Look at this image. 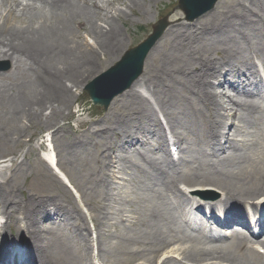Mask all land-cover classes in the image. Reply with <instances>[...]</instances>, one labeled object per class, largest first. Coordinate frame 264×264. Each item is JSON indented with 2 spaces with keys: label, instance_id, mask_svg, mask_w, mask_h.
I'll return each mask as SVG.
<instances>
[{
  "label": "bare ground",
  "instance_id": "6f19581e",
  "mask_svg": "<svg viewBox=\"0 0 264 264\" xmlns=\"http://www.w3.org/2000/svg\"><path fill=\"white\" fill-rule=\"evenodd\" d=\"M24 1L0 0V57L15 63L26 76L21 86L4 88L0 92V103L7 104L10 119L21 126L17 143L22 142V132L35 124L57 127L65 111L70 109L73 88L83 86L92 76L100 74L98 67L103 56L114 55L121 50L123 39L119 23L127 16V11L132 13L138 9L146 12L149 5L161 0H79L81 4L76 2L78 0ZM248 2L249 16L235 17L219 26H203L192 32L187 30V33H182L177 27L169 30L167 39L177 50L184 48L182 44L191 45L195 41H233V47L223 52L217 50L218 60L204 57L182 70L187 80L178 82V87L167 84L162 75L151 78L148 74L145 77V72L143 78L127 91L136 103L134 113L115 121L111 130L113 137L106 139L101 147L105 158L100 164L107 167L101 168L98 176L101 185L97 186L106 195L102 187L110 188L115 171L129 164L130 182L148 195L145 200L133 204L123 202L121 193H117L111 203L115 205L99 211V214L106 212L111 217L106 215L102 219L104 223L100 216L93 219L98 234L96 243H99L103 257H117L125 252V248L131 256L150 251L158 258L157 253L168 245L187 243L188 248L171 251L157 263L176 264L177 261L170 256L174 253L182 256L181 262L185 264L208 261L211 264H264V257L249 248L251 242L244 235L251 231L253 224L242 212L245 204H251L255 215L264 211V204H258L264 202V107L257 101V97L261 100L264 92V71L261 72L255 64L253 68L247 61L250 54L264 52V21L251 9V5H255L259 12L263 11L264 0ZM82 35L92 37L95 46L78 43L76 40ZM148 59L144 71L148 68ZM168 72L170 70L165 68L164 73ZM141 89L151 93L154 103L143 96ZM241 99L245 103L241 108L247 110L242 119L244 130H237L229 141L226 140L229 133L225 135L223 130L230 121L240 117L230 104ZM47 110L50 117H45ZM161 117L168 118L167 123H174L168 126L174 136L173 147L179 154H197L201 147H214L217 151L213 164L206 167L199 164L190 169L183 157L175 162L168 148L171 138L168 140ZM177 127L182 130L176 132ZM256 128L260 131L257 132L261 142L255 144L261 146V152L249 154L248 149L253 145L248 139L249 133L252 136L251 131ZM1 136L0 133V144ZM236 137H241V140H236ZM87 146L90 144L80 140L69 144L76 152ZM144 150L147 158L141 155ZM141 162L145 163L138 168ZM19 164L17 162L15 167ZM179 182L200 187L198 193L217 189L224 194L225 199L214 204L209 202L207 206L211 210L210 221L220 222L221 230L227 234V229L238 224L230 230L228 244L221 241L225 236L223 231L219 234L208 232L189 212L181 209L185 198L178 188ZM66 196L67 206L52 198L29 201L32 204L28 207L0 186V215H7L9 227L18 224L21 235L18 241H14L12 235L0 234V264H92L89 257H83V253V259H80L68 245L59 239L55 242L53 229L47 230L42 226L41 222L49 218L52 225L71 230L73 226L70 223L76 219L80 221L81 229L76 235L75 228L68 231L73 236L71 240L79 243L76 247L79 246V250L81 247L82 252L90 248L91 237L85 217L71 197ZM163 196L171 197L179 204L172 213L149 206L155 198L163 200ZM218 208L225 210L223 221L214 212ZM110 210H114V214ZM18 214L22 219L17 217ZM179 220L185 223L183 228ZM20 223L23 227H19ZM110 225L119 231H111ZM187 228L192 234L187 232ZM261 229L264 230V224ZM0 230H6V227ZM125 242H131L138 248H126ZM216 242L220 245L203 248L205 244ZM155 260L146 263L155 264Z\"/></svg>",
  "mask_w": 264,
  "mask_h": 264
},
{
  "label": "rangeland",
  "instance_id": "374dc122",
  "mask_svg": "<svg viewBox=\"0 0 264 264\" xmlns=\"http://www.w3.org/2000/svg\"><path fill=\"white\" fill-rule=\"evenodd\" d=\"M24 2L26 3V0ZM76 2L81 4L79 0ZM248 6H250L248 0H220L213 11L193 21L188 20L186 14L180 9L179 0H161L159 3L154 2L148 6L146 12L138 9L134 10L132 13L127 11V16L119 23V28L122 32L121 37L123 39L120 50L122 52L119 51L114 55L103 56L102 63L98 67L99 72L101 71L99 75L102 74V71H106L112 66H115L128 50L142 44L152 34L153 26L159 21L166 19L168 27L161 39L157 42L158 44H156L153 51H151L150 57L148 56L149 59L147 58L148 68L144 71V66L143 73L134 83L146 72L144 75L145 77L148 74H151V78L162 75L167 84L178 87L176 85L178 82L187 80L186 76L181 73L182 70L192 67L199 59L204 57L218 60L220 56L217 50L223 52L228 47H233L232 45L234 42L230 40L229 43L224 41V39H208L200 43L195 41L191 43V45L184 43L182 44L184 48L177 50V48L172 47L173 42L167 39L169 30L173 27H177V29L181 28L182 33H187L188 31L192 32L203 26H219L224 21L232 20L235 17L249 16ZM116 7H119V5ZM251 7L254 12L261 15L264 21V10H260L259 12L255 5H251ZM102 25L104 26V24ZM76 41L78 43L95 46V40L88 35H82L80 39ZM249 57L251 58H248L247 61L251 66L257 64L261 66L260 70L263 72L264 52H259L257 54L252 53ZM165 68L170 70V72L164 73ZM97 76H92L83 86L73 88V99L70 102V109L65 111V114H63L64 116L58 121L57 127L35 124L32 128H26L27 130L22 132L21 143H17L18 141L16 140L17 133L20 131L19 129L21 126H17V124L10 119L7 111V104L0 103V133L2 135L0 144V186L4 188L8 194L13 195L16 201L24 203L25 206L28 207L32 204V202L29 201L36 202L52 198L60 200L61 203L67 206L68 196L66 195L68 194L85 217L89 227V237H91L90 248L82 252L80 247L79 250V246L76 247L79 243H77V241L74 243L73 240H71L73 236L68 233V231H74L75 228L76 235L81 229L80 221L72 219L70 224L73 228L71 230L68 228L61 229L60 226L52 225V220L49 218L44 219L41 223L45 229H53V233L56 237V239H53L55 242L59 239L61 243L68 245L69 248L73 250L72 253L76 256H80V259L87 256L91 259L92 264H112V262L115 263L118 261L117 264H148L146 263L148 260L153 262L156 259L155 264H158L157 262H162L165 259V257H163L165 254L179 249H186L189 244L172 243L160 253H157L158 258H155V255L151 254L150 251L144 252V255H142L143 252H139L135 254V256H131L124 248L123 252H125L123 254L121 253L117 257L112 256L111 259L102 256L99 243H96L98 234L93 219L100 216L101 222H105L102 221V219L107 215L106 212L105 214H99V211L111 205L112 201L116 199L117 193H121L123 202H131L133 204L140 203L142 200H145L144 197L148 195L145 190L139 191L138 186L130 182L131 174L129 170L131 166L129 164H124L120 171H115V176L110 188L102 187L106 195L103 194V191L97 186V184L101 185L100 180H98L101 168L107 167L100 164L105 158L104 151L101 147L107 142L106 139L110 140L113 137L111 130L114 128L115 121L119 118L130 117L134 113L136 105L133 99L127 95L129 88L116 97L113 101V103L116 101L114 105L110 106L107 110L94 106L84 90ZM25 81L26 76L24 70H19L15 63L0 57V92L4 91V88L12 89L19 87ZM140 91L143 96L154 103L150 92L142 89ZM217 91L219 90L217 89ZM231 94L233 93H230V95ZM195 95L197 96V94ZM237 103L235 104L232 102L230 107L234 112L240 115L238 131L240 130L239 132H241V130H244L242 119L247 110L241 108V105L245 104L242 99ZM49 115L50 111L47 110L45 112V117H50ZM161 119L162 121H166L168 118L161 117ZM232 124L236 125L238 123L237 121H232ZM25 125L27 126L26 123ZM107 131L108 134H104ZM257 131V128L252 130V136L249 133L250 137H248V139H251L253 142V145L248 149L249 154H260L261 152V146L255 144V142H261L260 135L258 134L260 131ZM243 136V138H245V134H243ZM79 140L90 144V146H87L80 152L72 150L69 147L70 142ZM236 140L240 141L241 137H236ZM206 149L207 146L197 150V154L188 152L182 154L183 158L188 162L190 169L198 167L199 164H202L204 167L208 166L211 161L205 157ZM141 153L143 157L146 158L145 152ZM175 157V161H178L179 159L177 156ZM17 162L20 164L15 167ZM51 162L53 164H51ZM144 163L141 162L138 168L143 166ZM177 185L180 192L182 191V194L184 193L186 195H183L185 204L181 209L192 213L194 216L198 215L196 214L198 211V202L215 203L225 199L224 194L217 189H213L212 192L206 191L207 197H198V189L200 187L188 182H179ZM187 196L190 199L197 200V204L195 203L194 207L189 203ZM162 199L163 200L155 198L149 206L157 207L171 213L174 208L179 206L171 197L163 196ZM258 204H260V202ZM13 205L15 204H12V206ZM114 205L115 204H112L111 207ZM250 205L251 204H245V207L242 206V212L244 214L247 215V212H250L252 209ZM119 209L122 210L121 207H119ZM110 211L113 214L115 212L114 210ZM206 211L209 212L207 209ZM217 211L218 210H216V212ZM17 217L22 219V216L19 214ZM124 221L123 223H126ZM17 225L18 224H13L12 227H9L7 215H0V229L6 227V230H0V234L5 233L7 235H12V240L18 241L21 235L19 236L20 231ZM179 225H181L182 228L184 227L183 225H185V223L183 220H179ZM215 225H212L211 230L213 232H218ZM112 226L113 225L109 226L111 231H119L118 228L116 229L115 226L112 228ZM19 227H23V224L20 223ZM187 230L188 233L192 234L190 229L187 228ZM92 238L95 240V243ZM225 242L227 244L229 243L227 240ZM82 245H84V243H82ZM212 245H220V243L216 242L211 245L205 244L203 248H208V246L210 247ZM125 246L126 248H138V246L131 244V242H125ZM179 254L181 255V253ZM170 256H173L172 258L177 261L176 264H185V262H181L182 256L175 255L174 253L170 254ZM211 263L212 262L208 261L204 264Z\"/></svg>",
  "mask_w": 264,
  "mask_h": 264
},
{
  "label": "water",
  "instance_id": "95a60500",
  "mask_svg": "<svg viewBox=\"0 0 264 264\" xmlns=\"http://www.w3.org/2000/svg\"><path fill=\"white\" fill-rule=\"evenodd\" d=\"M219 1L180 0L179 5L187 19L193 21L213 11ZM167 27L166 19L159 21L153 26V33L142 44L127 51L115 66L86 86L84 92L89 96L94 106L107 110L117 96L130 88L143 73L150 51L161 39Z\"/></svg>",
  "mask_w": 264,
  "mask_h": 264
}]
</instances>
